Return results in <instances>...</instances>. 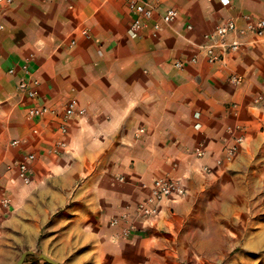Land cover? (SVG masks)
Returning a JSON list of instances; mask_svg holds the SVG:
<instances>
[{
  "label": "crops",
  "instance_id": "crops-1",
  "mask_svg": "<svg viewBox=\"0 0 264 264\" xmlns=\"http://www.w3.org/2000/svg\"><path fill=\"white\" fill-rule=\"evenodd\" d=\"M163 6L179 10L177 22L156 36L148 27L137 38L128 34L133 14L124 0H14L0 7V190L12 200L5 208L11 216L17 189L26 192L19 209L26 219L17 228L23 236L16 239L35 254L23 264H48L39 253L60 264H156L168 255L166 242H178L176 229L195 211L206 184L249 175L264 159V36L242 37L244 49L223 61L173 67L218 24L264 17V0H165ZM28 59L39 81L36 100L17 88ZM234 73L244 76L241 84L228 80ZM71 98L86 114L70 120V149L55 156L58 119L33 120L27 109L46 105L61 112ZM228 127H242L246 139L232 162L217 166L232 141ZM200 143L206 156L195 159L188 153ZM28 153L37 160L26 185L16 162ZM174 160L181 161L178 173H186V194L163 204L152 229L120 236L112 217L134 214ZM12 164L17 171L6 169Z\"/></svg>",
  "mask_w": 264,
  "mask_h": 264
},
{
  "label": "built area",
  "instance_id": "built-area-1",
  "mask_svg": "<svg viewBox=\"0 0 264 264\" xmlns=\"http://www.w3.org/2000/svg\"><path fill=\"white\" fill-rule=\"evenodd\" d=\"M14 0H0L1 4H11ZM128 9L133 14L132 20L128 27V34L132 37H140L143 31L150 27L152 33L156 36L163 27L171 26L179 19V10L174 7H164L165 0H124ZM3 25L0 23V30ZM188 29L192 30L193 26L188 25ZM83 34H88L86 28L82 29ZM253 34L258 37L264 36V17L254 18L251 15H243L238 18L228 19L203 36V42L198 44V48L187 59L183 58L173 63L176 69H184L187 64H196L201 58L213 64L223 61L227 56L233 53L241 52L244 49L242 37ZM75 44V40L71 41ZM28 59L21 66L22 77L20 78L17 88L19 92L29 99L36 100L38 98L39 81L33 79L31 62ZM15 69H11L10 73H14ZM228 80L233 84H241L244 76L238 73L231 74ZM260 100V97L256 99ZM46 114L53 115L58 119V130L61 137L57 138L52 144L50 152L53 155H60L68 152L70 144L66 136L70 133V120L75 116H85L86 109L79 105L75 98H71L61 112H58L46 105H32L27 109V115L30 119L36 120ZM242 127L236 130L232 127L227 128V132L231 136L232 141L224 145L221 156L215 160L217 166H225L232 162L245 142V133ZM34 133L38 132L37 128L33 129ZM145 128L140 129V133H144ZM18 144L19 140L12 142ZM195 159H202L206 156V150L200 143L196 145L188 153ZM37 160L35 153H28L16 162L18 176L25 184H30L33 176V164ZM171 171L155 178L149 186V194L134 207V214L130 211H123L119 215H115L111 219L114 226H121L120 236L130 237L140 233L145 229H152L155 221L162 211L163 204L171 198L183 197L187 188L185 185L186 173L179 174L180 160H174ZM202 170L211 174L213 168L209 165H202ZM123 180V178H120ZM11 198L0 193V209L11 206ZM2 223L0 219V234Z\"/></svg>",
  "mask_w": 264,
  "mask_h": 264
},
{
  "label": "rangeland",
  "instance_id": "rangeland-1",
  "mask_svg": "<svg viewBox=\"0 0 264 264\" xmlns=\"http://www.w3.org/2000/svg\"><path fill=\"white\" fill-rule=\"evenodd\" d=\"M4 5L8 4L0 7ZM15 167L12 164L6 169L16 170ZM252 170L249 175L244 171L227 174L206 184L196 199L195 211L188 213L186 220H181V226L176 229L178 242L170 245L168 240L167 248L162 251L168 255L157 257L156 264H264V159ZM16 176L19 179L17 172ZM17 192L21 196L14 199L16 204L12 203L17 211L12 216L8 212L10 209L0 213L3 224L0 264H15L19 253L30 250L19 243V237L16 239L17 234L23 236L17 228L26 219L19 210L20 199L26 192L21 187ZM0 193L5 195L4 191L0 190ZM5 235H8L6 240ZM201 237L213 244L198 246ZM14 242H17L16 246ZM15 249L19 253L14 261H10Z\"/></svg>",
  "mask_w": 264,
  "mask_h": 264
},
{
  "label": "water",
  "instance_id": "water-1",
  "mask_svg": "<svg viewBox=\"0 0 264 264\" xmlns=\"http://www.w3.org/2000/svg\"><path fill=\"white\" fill-rule=\"evenodd\" d=\"M30 254H35L33 251L28 250L25 251L23 253H21L20 257L18 258V260L15 262V264H23L25 259L28 257V255ZM40 259L44 260L45 262H47L48 264H60L58 261L54 260L53 258L49 257L48 255L44 254V253H39L36 254Z\"/></svg>",
  "mask_w": 264,
  "mask_h": 264
},
{
  "label": "bare ground",
  "instance_id": "bare-ground-1",
  "mask_svg": "<svg viewBox=\"0 0 264 264\" xmlns=\"http://www.w3.org/2000/svg\"><path fill=\"white\" fill-rule=\"evenodd\" d=\"M211 243L213 244V242L212 241L209 242L206 237H201V240H198L197 245L200 246V247L201 246L205 247V244L206 245H210Z\"/></svg>",
  "mask_w": 264,
  "mask_h": 264
}]
</instances>
